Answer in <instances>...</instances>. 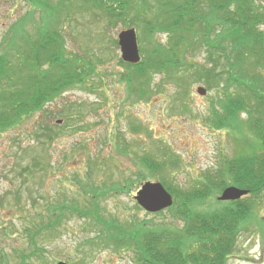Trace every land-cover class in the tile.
Returning a JSON list of instances; mask_svg holds the SVG:
<instances>
[{"label":"rangeland","instance_id":"obj_1","mask_svg":"<svg viewBox=\"0 0 264 264\" xmlns=\"http://www.w3.org/2000/svg\"><path fill=\"white\" fill-rule=\"evenodd\" d=\"M36 1L0 0V53L5 50L14 64L18 58L13 46L19 43L11 44V34L19 27L18 41L23 33L34 34L44 25L46 13ZM253 2L264 9V0ZM158 12L152 15L160 18ZM194 13L200 24L175 31L176 43L184 38L182 48L167 45V27L155 24L151 31L136 33L141 35L145 75L135 74L139 68L121 60L115 39L127 29L125 17L100 18L85 5L71 20L61 14L58 27L64 45L72 56L85 59L79 68L88 63L93 71L51 96L20 127L0 135V264H18L31 250L27 228L50 221L54 227L36 236L45 253L40 261L32 257L34 264H130L131 247L98 245L94 236L105 234L112 224L127 230L182 228L179 211L190 190L201 186L198 180L216 175L227 160L258 144L243 112L232 118L235 126L223 121L226 94L216 85L208 88V72L212 77L221 69L219 62L208 63V28L217 35L228 25L223 12L201 1ZM156 48L162 50L153 53ZM159 52L173 64L155 63ZM221 62L227 63L223 58ZM127 76H132L130 83ZM43 125L56 132H44ZM33 163L29 173L22 169ZM147 180L165 184L172 208L147 212L136 203L134 195ZM224 188H212L191 207L217 205ZM246 200L252 212L241 222L224 264H264V189L248 193ZM63 206L89 208L91 213L82 216ZM52 210L62 213L56 216Z\"/></svg>","mask_w":264,"mask_h":264},{"label":"trees","instance_id":"obj_2","mask_svg":"<svg viewBox=\"0 0 264 264\" xmlns=\"http://www.w3.org/2000/svg\"><path fill=\"white\" fill-rule=\"evenodd\" d=\"M201 1L206 2L208 9L212 11L223 12L222 15L228 24L218 30L217 35H211L209 30L212 27L208 28V56L212 58H208V63H221L220 70L211 72L214 77L222 79V82L214 83L217 81H213V76L208 72V88L216 85L222 88L224 95L226 94L223 107L226 113L223 121L235 126L232 118L237 112H243L259 141L258 144H253L250 152L227 160L223 169L216 175L198 180L201 186L197 184L190 190L185 196V208H180L179 215L184 218L182 228L150 226L137 229L138 226H133L131 230H127L120 228V224H112L105 229V234L98 233L94 236L98 245L131 247L133 254L130 264H224L241 222L252 212V203L246 200L248 194L238 199L218 202L217 205L216 202L208 204L201 209L191 205L194 201L207 197L212 188L222 189L229 184L246 188L249 194L259 193L264 189V9L256 8L253 0H155L154 3L148 0H37L35 4L40 5L46 13L42 28H37L34 34L23 33L18 41L16 36L19 27L11 34V44L13 40L19 43V46H13L15 53L17 52L16 64L12 56L7 57L5 50L0 53L2 135L20 127L26 116L36 109L41 110L45 102L51 96L58 95L63 87H71L85 78V72L93 71V66L88 63L79 68L82 66L79 64L84 63L85 59L72 56L74 53L64 45L61 29L58 27L61 14H67L70 19L85 5L93 11V15L100 18L125 17L124 27L135 28L137 34L151 31L157 24L160 28L167 27L170 31L165 41L167 45L182 48L184 38L176 43L175 31L177 27L190 28L202 22L194 13ZM155 10L160 11L157 13L160 18L158 15L156 18L152 15ZM209 22L210 20L208 25ZM19 24L18 22L17 25ZM225 28L227 30L221 32ZM140 38L141 35H137L139 48ZM115 41L117 42L116 39ZM160 50L162 49L156 48L153 53ZM183 51L182 49L181 52ZM163 53L159 52L156 60L153 58L155 63L160 67H165L171 62L173 64V60L167 55L163 56ZM221 58L227 63H222ZM144 63L145 60L142 61L141 58L135 64L126 62V66L139 68V71L144 73ZM139 71L133 73L145 75ZM131 77L127 76L125 79L130 83ZM59 121L61 120H57ZM44 128L47 133L51 130L49 126L43 125L42 129ZM43 131L45 132V129ZM31 165L34 163L26 164L22 169L29 173ZM91 200L93 205H96L94 198ZM172 206L173 204L169 208ZM62 208H68L82 216L91 213L89 208ZM51 212L56 213L54 210ZM61 213L55 215L60 216ZM96 218H99L98 213ZM54 225L55 221H50L37 227L33 224L27 228L31 250L29 254L21 256L18 264H34L32 257L38 261L42 260L45 248L38 244L36 236Z\"/></svg>","mask_w":264,"mask_h":264},{"label":"water","instance_id":"obj_3","mask_svg":"<svg viewBox=\"0 0 264 264\" xmlns=\"http://www.w3.org/2000/svg\"><path fill=\"white\" fill-rule=\"evenodd\" d=\"M118 45L121 59L128 63H137L140 60L139 49L134 28L121 30L118 33ZM199 93L204 94L205 90L199 88ZM249 193L246 188L230 185L226 186L218 200H234ZM137 204L147 212H157L172 205V195L159 181H146L136 191L134 196ZM56 264H66L58 261Z\"/></svg>","mask_w":264,"mask_h":264}]
</instances>
